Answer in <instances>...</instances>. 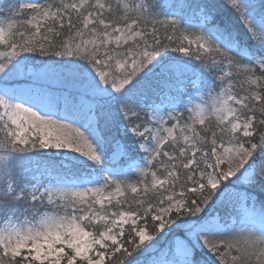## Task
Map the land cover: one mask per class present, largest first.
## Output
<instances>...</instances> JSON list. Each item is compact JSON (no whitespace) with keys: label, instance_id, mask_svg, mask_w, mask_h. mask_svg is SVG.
<instances>
[{"label":"snow or ice","instance_id":"1","mask_svg":"<svg viewBox=\"0 0 264 264\" xmlns=\"http://www.w3.org/2000/svg\"><path fill=\"white\" fill-rule=\"evenodd\" d=\"M256 187L264 0H0V264H264Z\"/></svg>","mask_w":264,"mask_h":264},{"label":"rangeland","instance_id":"2","mask_svg":"<svg viewBox=\"0 0 264 264\" xmlns=\"http://www.w3.org/2000/svg\"><path fill=\"white\" fill-rule=\"evenodd\" d=\"M256 189L260 190L258 187ZM260 193H261L262 196H264V193H262L261 191H260Z\"/></svg>","mask_w":264,"mask_h":264},{"label":"trees","instance_id":"3","mask_svg":"<svg viewBox=\"0 0 264 264\" xmlns=\"http://www.w3.org/2000/svg\"><path fill=\"white\" fill-rule=\"evenodd\" d=\"M221 2H222V0H221ZM218 211H220V212H221V214H223V210H218Z\"/></svg>","mask_w":264,"mask_h":264}]
</instances>
